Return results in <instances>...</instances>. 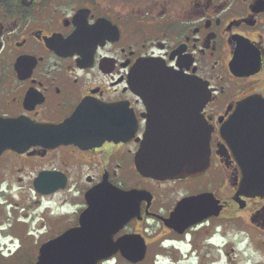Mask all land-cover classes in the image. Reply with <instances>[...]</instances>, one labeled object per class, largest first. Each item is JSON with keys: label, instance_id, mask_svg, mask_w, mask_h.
<instances>
[{"label": "flooded vegetation", "instance_id": "af4514ba", "mask_svg": "<svg viewBox=\"0 0 264 264\" xmlns=\"http://www.w3.org/2000/svg\"><path fill=\"white\" fill-rule=\"evenodd\" d=\"M150 65L197 80L207 98L139 95L130 79ZM3 118L66 138L1 152L0 264H37L42 246L80 226L86 194L102 183L133 192L109 243L128 252L95 264H264V193L240 188L238 163L264 143L237 147L222 132L232 118L241 122L229 128L264 126V0H0ZM198 129L208 157L187 162L202 171L139 173L143 150L179 136L194 151ZM61 246L47 255L83 251Z\"/></svg>", "mask_w": 264, "mask_h": 264}, {"label": "water", "instance_id": "95a60500", "mask_svg": "<svg viewBox=\"0 0 264 264\" xmlns=\"http://www.w3.org/2000/svg\"><path fill=\"white\" fill-rule=\"evenodd\" d=\"M150 70L140 71L134 73L130 79V83L134 85L133 89L139 95L144 90H152L157 93L164 92L165 94L172 89L176 88L173 93L183 95H194L195 101H205L207 98V91L204 90L198 81L187 80L173 71L166 70H153L151 65L146 66ZM152 82L159 83L149 88L148 85ZM169 95V93H168ZM247 99L238 106L246 107L247 104H252L254 101ZM192 101V100H191ZM255 103V102H254ZM242 115L243 112H237ZM253 113V111H252ZM236 114L235 116H237ZM234 117V116H233ZM233 119V118H232ZM231 119V123L235 122L238 125L241 122L240 118ZM253 120V119H252ZM225 127V137L228 131L235 134L236 146L242 144L258 147V152L262 150L264 143V126H246V127ZM263 133H262V130ZM199 146H196L194 151L188 148L183 149V140L177 137L171 138L170 136L164 141L165 148L162 152L145 153L144 150L138 155L139 161L137 163L138 171L141 175L165 180V178L187 177L193 176L202 171L207 165L204 162L189 163L191 158L207 159V136L205 133L198 129ZM244 132H248L247 134ZM68 136H77L70 134ZM244 137V139H243ZM66 138L65 130L61 128L53 129L48 125H40L37 123L29 122L21 119H0V154L4 149L11 148L13 150H23L26 147L36 144H45L55 141L60 142ZM241 139V142L238 141ZM194 153V155L191 154ZM194 163V164H193ZM239 165L241 166V180L240 184L243 191H252L253 193H264V154L254 159L239 158ZM130 193L127 191H120L117 188L109 189L100 184L98 187L91 189L86 194V200L89 207L84 210L79 218L80 227L68 230L57 240L42 246L40 250L39 261L37 264H95L101 259H105L119 250L122 254L126 255L128 249L126 248H110V238L113 232L120 225V204L124 206V197ZM123 198V199H122ZM64 246L65 251H73V249H82V252L51 254V251L57 252ZM134 254L140 252L144 253V246H139L137 249L132 250ZM142 257V256H141Z\"/></svg>", "mask_w": 264, "mask_h": 264}, {"label": "rangeland", "instance_id": "374dc122", "mask_svg": "<svg viewBox=\"0 0 264 264\" xmlns=\"http://www.w3.org/2000/svg\"><path fill=\"white\" fill-rule=\"evenodd\" d=\"M124 180L125 183L127 184H133L135 182V176H128V177H124V178H121ZM137 180V179H136Z\"/></svg>", "mask_w": 264, "mask_h": 264}]
</instances>
